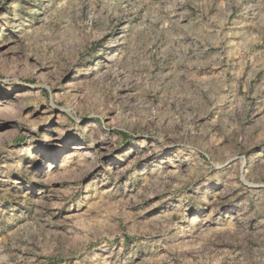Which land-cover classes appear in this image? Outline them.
Wrapping results in <instances>:
<instances>
[{
  "label": "rangeland",
  "instance_id": "rangeland-1",
  "mask_svg": "<svg viewBox=\"0 0 264 264\" xmlns=\"http://www.w3.org/2000/svg\"><path fill=\"white\" fill-rule=\"evenodd\" d=\"M0 264H264V0H0Z\"/></svg>",
  "mask_w": 264,
  "mask_h": 264
}]
</instances>
